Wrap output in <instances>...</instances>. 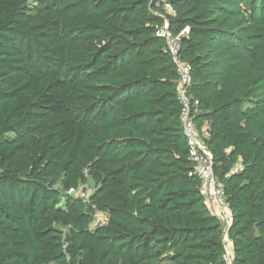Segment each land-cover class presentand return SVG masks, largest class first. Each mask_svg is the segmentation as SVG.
Masks as SVG:
<instances>
[{"label": "trees", "instance_id": "obj_1", "mask_svg": "<svg viewBox=\"0 0 264 264\" xmlns=\"http://www.w3.org/2000/svg\"><path fill=\"white\" fill-rule=\"evenodd\" d=\"M30 1L0 0V264H224L156 12L188 29L233 264H264V0Z\"/></svg>", "mask_w": 264, "mask_h": 264}, {"label": "built area", "instance_id": "obj_2", "mask_svg": "<svg viewBox=\"0 0 264 264\" xmlns=\"http://www.w3.org/2000/svg\"><path fill=\"white\" fill-rule=\"evenodd\" d=\"M163 9L169 15H176V11L170 4H164ZM155 15L162 16L164 19V25L160 30L166 42L164 53L171 56L179 77V99L183 105L181 123L184 135L187 137L191 148V161L194 165L193 175L201 179L206 202L213 216L217 218L224 227L226 244L225 254L223 256L224 264H233V249L227 236V232L233 225L232 211L226 199L224 186L215 174L213 157L207 150L203 138L194 123L192 110L196 109L199 102L189 95V88L192 84V69L188 63L181 60L180 56L182 38L185 36L188 29L180 35H173L169 30V19L159 12H156ZM95 192L96 189L93 184L82 181L77 187L71 188L67 194L73 198L88 201Z\"/></svg>", "mask_w": 264, "mask_h": 264}, {"label": "rangeland", "instance_id": "obj_3", "mask_svg": "<svg viewBox=\"0 0 264 264\" xmlns=\"http://www.w3.org/2000/svg\"><path fill=\"white\" fill-rule=\"evenodd\" d=\"M30 5H31V6H35V5H36V0H31V1H30Z\"/></svg>", "mask_w": 264, "mask_h": 264}]
</instances>
